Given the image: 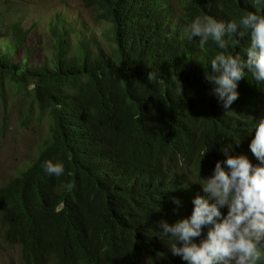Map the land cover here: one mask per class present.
<instances>
[{"label":"trees","instance_id":"obj_1","mask_svg":"<svg viewBox=\"0 0 264 264\" xmlns=\"http://www.w3.org/2000/svg\"><path fill=\"white\" fill-rule=\"evenodd\" d=\"M100 1L93 3L98 19L111 23L106 50L95 54L80 42L69 54L64 34L56 33V54L40 66L0 55V88L7 80L24 89L31 107L51 119L32 164L0 188L4 240L21 247L26 264H138L137 252L107 240L115 233L106 228H116L121 240L144 243L147 264H184L170 256L174 240L161 238V222L174 224L187 212L199 183L226 159L225 148L260 164L249 146L264 118V82L251 73L238 82L230 109L221 106L205 71L211 74L222 50L184 27L196 17H264V0H177L180 14L163 0ZM8 33L18 49L30 32L11 23ZM230 35L237 43L225 54L246 59L250 34ZM48 161L62 163L64 173L49 175ZM128 191L131 202L154 196L134 221L130 203L119 211L112 210L118 200L109 203Z\"/></svg>","mask_w":264,"mask_h":264},{"label":"clouds","instance_id":"obj_2","mask_svg":"<svg viewBox=\"0 0 264 264\" xmlns=\"http://www.w3.org/2000/svg\"><path fill=\"white\" fill-rule=\"evenodd\" d=\"M163 2L165 8L170 7L175 14L177 13V0H163ZM93 3L94 0H84L86 8L96 11V20L105 22L108 25L107 29H110L111 23L108 20L98 19L102 11ZM176 23L181 24L173 19L171 25ZM17 24L20 26L19 23ZM49 27L53 35L64 34L66 40L64 45L66 49H70L68 42L70 30L66 28L61 19L54 18ZM21 28L29 29L31 33L30 28L22 26ZM184 28L186 33H191L192 37H199L202 44L211 39L222 50L211 61V74L205 71V80L213 85L211 93L216 95L218 101L223 102L221 105L223 108L230 109V106L239 98L238 82L246 78V73H251L257 83L264 82V17L249 12L240 19L239 23L236 21L225 23L209 16L196 17L191 25H185ZM107 29L103 34L106 47H108L105 36ZM230 34H237L240 39L250 34L251 42L245 51L246 59H242L239 54H225L229 45L237 43L231 39ZM226 36L228 38H225ZM80 42L94 52L91 44L85 40L78 42L77 49ZM55 44L56 41L52 55L56 54ZM10 46L14 49L11 40ZM24 49L26 50V47ZM102 50L106 49H100L94 53L98 54ZM75 52H71L70 49L69 54ZM2 54H7V57L12 59L8 53L0 52V55ZM6 81L0 88V94L4 91ZM16 88L24 91V89ZM254 130L255 135L249 147L252 154L260 161L259 165H253L246 155H230L231 146L225 148L222 151L226 159L223 162L217 161L213 174L210 175L208 172L203 181L199 183L197 191L188 201L190 205L186 206L187 212L180 216V220L174 224H169L167 221L161 222V238L167 237L174 240V243L170 245L172 258L176 259L180 256L184 264H258L262 260L264 256V251H262L264 250V118L256 123ZM236 142L239 143V140ZM44 168L49 175L54 174L57 177L65 171L62 163L53 164L51 161L46 162ZM131 192L118 195L109 203L118 200L112 207L115 211H119L123 204L130 203L133 208L131 219L134 221L135 216L142 215L151 208L154 196L152 194L140 195L131 202ZM174 203L179 206L181 201L179 198H174ZM225 206L228 209L227 212L224 210ZM106 229L115 233L114 236L107 235V240H112L120 246L121 252H137V263L147 264L144 261V243L137 239L123 241L116 228ZM12 246L18 247L21 251L20 246ZM47 264L57 263L52 259L48 260Z\"/></svg>","mask_w":264,"mask_h":264},{"label":"rangeland","instance_id":"obj_3","mask_svg":"<svg viewBox=\"0 0 264 264\" xmlns=\"http://www.w3.org/2000/svg\"><path fill=\"white\" fill-rule=\"evenodd\" d=\"M176 14H180L179 7ZM95 16L96 11L86 8L84 0H0V52L8 53L14 62L24 60L27 66L49 61L55 42L49 25L54 18H60L70 30L71 52L81 40L90 43L94 52L107 49L103 34L108 25L98 22ZM13 22L31 29L25 44L17 50L10 46L8 33ZM29 101L27 92L5 82L0 94V187L32 164L49 136L51 121L47 112L31 107ZM0 264H26L20 249L5 242L1 225Z\"/></svg>","mask_w":264,"mask_h":264},{"label":"bare ground","instance_id":"obj_4","mask_svg":"<svg viewBox=\"0 0 264 264\" xmlns=\"http://www.w3.org/2000/svg\"><path fill=\"white\" fill-rule=\"evenodd\" d=\"M220 17V16H219ZM193 195V194H192Z\"/></svg>","mask_w":264,"mask_h":264}]
</instances>
